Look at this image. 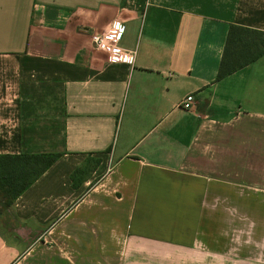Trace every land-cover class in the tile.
Here are the masks:
<instances>
[{
    "label": "crops",
    "instance_id": "crops-1",
    "mask_svg": "<svg viewBox=\"0 0 264 264\" xmlns=\"http://www.w3.org/2000/svg\"><path fill=\"white\" fill-rule=\"evenodd\" d=\"M114 18L131 64L90 42ZM231 24L264 0H0V154L60 153L0 264H264V54L217 80Z\"/></svg>",
    "mask_w": 264,
    "mask_h": 264
},
{
    "label": "trees",
    "instance_id": "trees-1",
    "mask_svg": "<svg viewBox=\"0 0 264 264\" xmlns=\"http://www.w3.org/2000/svg\"><path fill=\"white\" fill-rule=\"evenodd\" d=\"M264 54V31L231 24L216 79L239 70ZM60 153L0 154V213L31 185Z\"/></svg>",
    "mask_w": 264,
    "mask_h": 264
},
{
    "label": "built area",
    "instance_id": "built-area-1",
    "mask_svg": "<svg viewBox=\"0 0 264 264\" xmlns=\"http://www.w3.org/2000/svg\"><path fill=\"white\" fill-rule=\"evenodd\" d=\"M88 30L93 48L104 52L109 60L129 64L134 61L136 50L126 48L120 44L124 32V23L121 19H112L107 26L101 30ZM193 104L194 97L192 94H186L180 102V105L184 109L192 108Z\"/></svg>",
    "mask_w": 264,
    "mask_h": 264
}]
</instances>
